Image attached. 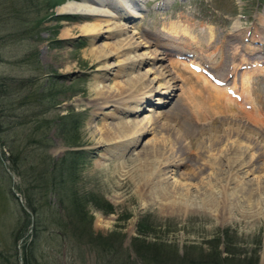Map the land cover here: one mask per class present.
Listing matches in <instances>:
<instances>
[{"label":"rangeland","instance_id":"rangeland-1","mask_svg":"<svg viewBox=\"0 0 264 264\" xmlns=\"http://www.w3.org/2000/svg\"><path fill=\"white\" fill-rule=\"evenodd\" d=\"M46 1L38 0L40 12H44ZM57 2L48 14L52 10L59 13L58 9L69 2L90 5L89 0ZM162 2L142 0L139 5L143 18L122 21L130 28L128 34L136 35L141 43L138 52L149 58L140 70L144 74L149 72L147 79L157 90L138 115L129 113L124 117L114 107L116 102L123 103L118 99L127 95L128 87L124 58L115 52V40L108 38L105 18L56 15L41 26V40L36 44L29 41L4 44L0 33V76L13 77V85L20 91L28 87L20 83L27 82L32 74L37 77L39 86L35 87L39 92L46 83L53 87L58 106L51 111L46 109L43 114L44 110L38 111L33 117V122H51L45 140L40 141L42 131L35 135L41 146L47 144L41 152L58 160L72 150L64 144L53 122L71 112L78 118L79 125L74 126L71 121L69 126L71 134H78L81 149L87 154L75 185L78 194L87 198L85 211L90 216V225L86 222L83 231L93 240L110 239L115 246L113 251L119 252L118 256L113 251L104 255L100 248L89 246H81L77 251L70 247L74 243L71 240L68 241L72 243L63 245L51 220V208L66 220L65 213L58 208L59 197L52 192L48 207L34 191L36 213L46 218L37 227L34 257L45 256L47 264H195L192 261H196V254L214 251L224 261L264 264V0H170L163 6ZM110 13L116 15L114 10ZM86 22L100 24L105 35L96 39L92 35L83 36L79 27ZM63 31H69V36L63 38ZM249 38L253 42L249 43ZM99 46L111 53L107 59L111 69L99 68V62L88 56L93 47ZM35 47L42 68L39 72L18 64ZM179 49L194 57L175 55ZM221 58L226 63H221ZM193 66L207 67L212 76L226 82L222 86L230 88V93L214 84L205 69L197 72ZM99 82L105 85L104 94L113 98L114 105L108 100L111 103L103 107ZM166 89L168 93H164ZM221 95L230 110L216 105L215 100ZM122 119L148 120V130L133 152V149L124 151L114 137ZM31 124L28 126L32 127ZM25 133L29 135L25 128L17 130L14 139L21 141ZM2 150L6 159L7 152ZM136 155L143 157V161ZM236 156L249 165L246 177L239 175L242 180H238V187L230 184L234 171L227 165L238 159ZM148 162L149 167L143 168ZM152 162L154 168L159 163L162 168L164 162L178 163V167L165 171L167 182L163 187L153 185V177L143 180L141 172L149 175ZM6 166L8 162L0 164V253L16 256L12 259L8 256V262L0 258V264H14L24 255L23 241L16 239L17 233L24 230L25 214L30 210L24 202V186L15 177L9 181L11 174L3 173ZM247 180L251 181L248 185ZM16 186L19 190L13 191ZM174 187L195 191L197 195L213 192L218 198L217 213L209 208L206 212H185L176 206L174 210L165 209L161 193L170 190L174 195ZM233 189L239 196H236L238 203L228 200ZM156 191L160 194H155ZM100 201L108 203L109 209L98 207ZM143 236L146 243L170 246L166 251L174 255L173 262H166V258L156 263L144 260V254H138L133 243ZM73 239L80 241L77 237ZM82 239L83 243L88 242L87 237Z\"/></svg>","mask_w":264,"mask_h":264},{"label":"trees","instance_id":"trees-1","mask_svg":"<svg viewBox=\"0 0 264 264\" xmlns=\"http://www.w3.org/2000/svg\"><path fill=\"white\" fill-rule=\"evenodd\" d=\"M57 3V0H47L43 4L44 12H40L42 7L39 5L38 0H0V33L2 34L3 43L10 42L11 44L17 41L18 43L29 41L32 44H36L39 42L41 40L39 36L42 31L41 26L45 21H49V18L56 17L53 10ZM51 9L53 10L48 14V11ZM66 18L75 19L72 17ZM0 44H2L1 41ZM1 60L0 56V63L2 62ZM18 64L21 67H26L29 71L35 72L38 70L39 72L42 70L39 65L37 48L35 47L19 59ZM13 83V77L0 76V164L8 162V167L3 168V173L6 176L8 170L24 186V202L26 208L30 210V213L25 214L27 219L24 218V230L21 233H17L18 238L16 239L17 241H23V264H47L43 258L45 256L41 257V259L34 257L37 249L34 245L39 236L37 227L46 220L45 217L36 213L34 191L41 195L40 199L41 197L43 198L44 206L47 205L48 207L50 206V202L47 200L53 196L52 192L56 197H59L58 208L59 210L62 209L63 215L65 213L66 220H62V214L59 217L57 211L53 208H51V218L53 217L51 220L56 229V234L63 245L66 242L72 243L71 241H73L74 243L70 247L74 250L79 251L81 246H89L92 249L100 248L104 255L111 254L115 246L111 245L110 239L100 238L93 240L89 237L90 235L87 236L88 234L86 235L83 231L86 227V222L90 225V216L85 211L87 198L78 194L75 185L79 179L78 175L81 172L82 166L86 162V152L83 150H69L58 160H54L52 157L41 152V149L46 148L47 144L43 147L40 141L46 139L45 135L50 128L51 122L44 121L45 123H37L39 120H34L33 122V117L36 116L35 114L38 111L44 110L41 113L43 114L46 109L51 111L58 106V103L54 102L53 87H49L48 83H46V87L40 89L39 92L38 88L35 87L39 86L35 74L28 77L27 82L20 83L28 86L27 88L23 87L21 91L17 90ZM71 121H73L74 126L75 124H80L73 112L53 123L57 133L64 139V144L69 148H78L81 146L78 134L70 133L71 127L69 123ZM29 124L33 126L29 127ZM22 128H25L29 135L25 133L21 141L14 139L16 131ZM41 131L43 132L41 133L43 137L39 142L35 141L36 133ZM2 149H5L7 152L6 159ZM27 152L32 156H28ZM8 178L10 181L11 177L9 176ZM14 190L18 191V186ZM100 202L102 204L97 205L98 207L109 209L110 205L108 203ZM31 215L33 216V221ZM55 215L57 217H54ZM89 231L94 235V232L90 228ZM141 234L146 233L141 232ZM74 237H77L80 241H75ZM86 237L88 242L83 243L82 238ZM141 238L136 239L133 243L137 245V247H134L137 249L138 254H144V260L156 263L166 258V262H173L174 255H170L166 251L167 247L170 246L163 245L162 243L158 244L157 242L146 243L145 236ZM155 248L157 249L155 250ZM193 249L196 250L195 248ZM112 254L118 256L119 252L115 250ZM58 255L56 254L55 256ZM8 256L12 259L13 256H16V253L13 256L11 254ZM8 256L5 254V251L4 253H0V258L4 262L10 261ZM217 256L216 251L210 254L198 253L194 258L196 261L193 260L192 263L241 264L229 259L224 261ZM111 258L114 257L111 256ZM16 262L19 264V259ZM249 264L255 263L251 262Z\"/></svg>","mask_w":264,"mask_h":264},{"label":"bare ground","instance_id":"bare-ground-1","mask_svg":"<svg viewBox=\"0 0 264 264\" xmlns=\"http://www.w3.org/2000/svg\"><path fill=\"white\" fill-rule=\"evenodd\" d=\"M89 1H90V5L87 3L77 4L74 2H69V3L65 4L64 6H62L58 9L59 13L79 14V15H83V16H94L97 18H105L104 23L106 24V27L109 30L108 38H112L115 40V42H114L115 43L114 46H116L115 52L124 58V63H123L124 69L123 70H124V76L126 77L125 86L128 87L127 91H126L127 95L125 97L122 96L120 99H118L123 103L120 104V103L116 102L117 106H114V107L123 116L127 115L129 113L138 115V113L140 112V108H142L143 104L150 101L149 100L150 97H152L154 92H157V90H155L154 89L155 87L152 86V81H148V79H147V75L149 74V72L144 74L140 70L143 67L144 63L149 61V58L146 55L140 54L138 52V50L141 47V43L136 40V39H138V38H136V35L134 36V35L128 34V30L130 28L127 29V27L122 23V21H124V20L127 21V19H128V22H133L136 19L143 18V13H142L143 9L140 8V5H139V3L142 0H89ZM169 2H170V0H163L162 6L168 4ZM110 10H114V12H116V15L111 14ZM102 29H103V27L100 24L99 25L98 24H91L90 22H86L79 27V30L83 36L92 35V36H94V39L98 38L99 36L105 35V34H103ZM183 29H184V27H183ZM177 30H178V28H177ZM106 31H104V32H106ZM68 32L69 31H63L61 33V36L62 37L64 36L63 38H65L66 36H69ZM184 32H186V33L188 32L187 34H189V31L185 30ZM183 36H185V35H183ZM94 41H93V43H94ZM175 48H177V47H175ZM210 48H211V46H210ZM110 52H111V49H110ZM187 52L188 51H186V50L179 49V50L175 51V55H186V54H188ZM110 54L111 53L106 51L105 47L99 46V47H93L89 51L88 56L92 57L94 59V61L99 62V65H100L99 68H105V67H108L107 59L110 57ZM155 54L156 53H154V52L151 53V55H154L156 57ZM224 60L225 59H222L221 63L224 62ZM224 63H226V62H224ZM107 69H111V68L108 67ZM161 75L163 76V75H165V73L162 72ZM226 77H225V79H226ZM103 85L104 84H102V82H99V85L97 86V88H98L99 93L102 95L100 98L103 100L102 105H104L103 107H105V106H108L106 104L108 102H110L108 100H111L113 98L109 99L108 96H105V94H104L105 93V91H104L105 85L104 86ZM213 92L218 93L217 91H213ZM164 93H168L167 89H166V91H164ZM103 97H105V98H103ZM224 100L225 99L221 95L220 97H218L215 100L216 105L219 107V109L221 108L222 110L223 109H229L230 110L231 107L228 104L224 103ZM112 103L114 105L115 101H112ZM128 104H133V106L128 105ZM231 110H233V109H231ZM146 111H152V110L148 109ZM220 111H219V115H220ZM249 116L250 115H248V117ZM150 120H149V122H150ZM147 124H148V120L138 121V120L122 119L120 124H118V128L116 129L118 133H116L115 136L114 135L113 136L119 139L118 143L121 144V147H122V149H124V151H126L127 149H129V150L133 149L132 150V152H133V151H135L136 147L138 146V144L140 142V137L143 136L142 134H144V132H147V130H148ZM113 136H111V138ZM148 147H149V145H148ZM121 154H123V153L121 152ZM236 157L238 159H234V160L229 161V163L227 165L230 166L232 171H234L233 176L230 175L232 177L230 178L231 181H229V182H230V184L233 182L232 184H235L236 187H238L239 186L238 182L242 180L239 175L241 174L242 178L246 177L245 176L247 173L246 168H248L249 165L247 166L244 161L242 162L240 157H238V156H236ZM142 158L143 157L139 158L141 162L144 159V158L143 159ZM139 159H137V160H139ZM227 159H228V157H227ZM153 162L150 166L149 175L144 171L141 172L143 174V176H145V177H143V180L146 181L148 179V177H149V179L151 177H153L152 184L157 186V187L158 186L163 187L165 185V183L167 182L166 181L167 178H164V176L167 175V173L165 171L167 169H169L170 167H173V166L176 167L178 165V163L164 162L162 164L163 165V168H162L160 166L161 163H159L160 162L159 161L158 162L159 165L157 164L156 168H154ZM148 167H149V162L143 166V168H148ZM249 170H251V169H249ZM248 180H250V179H248ZM250 183H251V181H248L246 185H248ZM173 189L175 190L174 195H172L170 190H163L162 193H164V195L161 193V195L163 197V201H165V205L163 206L165 209L168 208V210H174L175 209L174 206H176V208L177 209L179 208L180 211L185 209L184 210L185 212H187V210H190L191 212H206L207 208H209V209L214 210V213L215 212L217 213L218 208H216L215 206H217V204H218V201H217L218 198L215 195H212L213 192L208 193V194L203 193V194L197 195L196 194L197 192L196 193H195V191L192 192L189 189L186 190V189H181V188H177V187H174ZM154 193L156 194L157 191ZM159 194L160 193H157V195H159ZM236 196H238L236 194V190L233 189L232 193H229L228 200L234 199L235 202L238 203V200H237L238 198ZM167 203H168V205H166ZM249 204H251V203H249ZM230 205H232V203H230ZM248 207H250V206L248 205ZM232 209H233L232 206H230L229 213L232 211Z\"/></svg>","mask_w":264,"mask_h":264}]
</instances>
